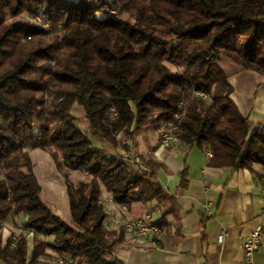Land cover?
Wrapping results in <instances>:
<instances>
[{"label":"trees","instance_id":"16d2710c","mask_svg":"<svg viewBox=\"0 0 264 264\" xmlns=\"http://www.w3.org/2000/svg\"><path fill=\"white\" fill-rule=\"evenodd\" d=\"M112 6L129 18L107 16ZM22 13L62 35L14 22ZM222 57L264 76V0H0V229L10 215L27 217L30 263L48 264L40 258L51 249L75 264H122L109 260L123 232H107L102 187L119 205L168 199L151 162L135 165L93 144L74 104L91 135L114 147L121 131L133 139L170 121L181 142L212 152L216 167L264 165V129L231 99ZM29 149L48 152L62 175L71 224L43 201ZM73 171L86 179L74 184ZM179 177L184 186L186 168ZM0 260L26 264V238L3 247L0 235Z\"/></svg>","mask_w":264,"mask_h":264},{"label":"crops","instance_id":"0c3cea01","mask_svg":"<svg viewBox=\"0 0 264 264\" xmlns=\"http://www.w3.org/2000/svg\"><path fill=\"white\" fill-rule=\"evenodd\" d=\"M229 81L233 87V102L240 113L251 120L253 129H264V77L237 69ZM150 142L146 151L139 152L153 165L156 181L167 192L168 199L164 202L151 200L131 205L113 202L109 205L106 219L108 233L118 235L123 232L122 240L114 246L109 260H118L122 264H242L244 239L258 225H263L264 229V165L253 164L250 169L238 171L216 167L210 163L209 151L189 147L179 139L170 149L161 151V157L157 158L154 152L159 147L158 133ZM97 143L94 144L96 147L106 149L111 155L123 154L105 141ZM131 144V148L141 150L136 142ZM184 168L186 184L183 186L179 175ZM85 179L81 172H72L73 183L78 184ZM106 192L102 187V196ZM43 201L56 215L71 224L67 195L62 205ZM209 203L212 204L211 214L206 210ZM156 207L161 209V213L155 215L160 226L158 235L141 244L134 234L123 230L122 221L138 218ZM26 220L24 214L9 217L2 246L7 244L10 231L24 236L29 261L34 248V234L25 229ZM223 230L227 234L220 244L218 237ZM49 253L53 257L47 263H52L56 255L51 251ZM255 264H264V237L262 248L255 255Z\"/></svg>","mask_w":264,"mask_h":264},{"label":"rangeland","instance_id":"374dc122","mask_svg":"<svg viewBox=\"0 0 264 264\" xmlns=\"http://www.w3.org/2000/svg\"><path fill=\"white\" fill-rule=\"evenodd\" d=\"M106 10H107V13H106L107 16L115 17L119 20H124V21H126L129 18L127 14L121 12V10H120V8H118V6L108 7ZM99 17L102 18L103 15H99ZM13 21L16 23H19V22L31 23V24L37 26L39 29H41L44 32L43 36H45V37L52 38L55 35L61 36L63 33L61 31V29L59 28L60 26H58V28H59L58 33H56L55 31H52V27L50 26V24L47 21H45L40 15H30L27 13H22ZM30 39H32V36L27 37V40H30ZM219 66L223 70V72L226 74V76L228 77V81H229L230 76L234 75V70H237V69H239V70L241 69V71H251V72H254V73L260 75L261 77H264L263 75H261L258 72L248 70V69H244L243 67L237 65L236 63H234L232 60H230L227 57H222L221 61L219 62ZM169 67L173 71L178 72V70L174 66L169 65ZM229 83H230V81H229ZM232 93H233V91H232ZM232 93H231V99H232ZM200 96L203 97V100L210 101V95L209 94L203 93ZM71 112L77 118V123H78L79 127L89 137L91 136L93 138V141H92L93 144H95V145L98 144L97 141H105L107 143V145H109V146L111 145L108 141L102 140L99 137H93L91 135L90 124L85 118L84 111H83L82 107H80L77 104H74ZM156 133H158V138L160 139V127L157 128L156 126H153V125L144 126L138 132L135 133L133 141H130L129 140L130 138H128L126 136V133L124 131H121L117 135V138H116L117 143H116L115 148L123 151V153H130L132 155H139L142 160L143 159L145 160V156L141 153H143L144 151H146L149 148V145L147 143L151 144L150 141H151V139H154V137L156 136ZM133 142H136V144L140 146L141 150H136L134 147L131 148V145H132L131 143H133ZM33 150H35V149H29L28 150L31 161H32V171H33V174L35 175V177L38 181V184L41 187V195H42L43 199L46 200L47 202H53L54 201L58 205H62L66 201V189H65L66 187L64 185V179H63L62 175L57 170L56 165H55L53 159L51 158V156L48 152L43 151L41 149H37V150H40L37 152H35ZM36 153H39V155L37 156ZM122 155L123 154L114 155V156L122 158ZM70 179L72 181V172L70 174ZM101 200H102V203L105 206L106 212H107L108 211V202L105 200L104 195L103 196L101 195ZM19 215H23V214H19ZM11 216H18V215H10L9 217H11ZM9 217L7 218V220L9 219ZM7 220L1 224V229H0L1 243L3 242V233L5 232V230L7 228L6 227L7 226L6 225ZM69 222L72 223V220L69 219ZM107 232H108V230H107ZM17 235L18 234H16L14 231H10L9 232V238L7 239V243H9V241H10V244L12 246V244L15 243L20 237ZM49 239L50 238H48L47 240H49ZM50 251L53 252L54 256L56 255V257H57V254L53 250L47 249L45 252L46 257L41 256L40 261L48 262V260L50 258H47V256L53 257L49 253Z\"/></svg>","mask_w":264,"mask_h":264},{"label":"built area","instance_id":"2783aa9c","mask_svg":"<svg viewBox=\"0 0 264 264\" xmlns=\"http://www.w3.org/2000/svg\"><path fill=\"white\" fill-rule=\"evenodd\" d=\"M181 132V129L178 125L173 122H164L160 126V139L159 147L154 152V156L160 158V152L170 149L175 141L178 140V133ZM207 155L209 158L213 157L212 152H208ZM123 161L132 162L135 165L146 167L143 160L139 155H132L130 153H123ZM262 196L264 199V174L262 178ZM105 200L108 202V207L111 203L114 202L112 194L107 192L104 195ZM212 204L209 203L206 206L208 214L212 213ZM161 213V209L156 207L154 210L145 213L144 215L134 218L127 219L121 222L123 230L127 233H132L137 237V242L143 244L145 241L154 235H158L160 232V227L158 225V220L155 218V215ZM263 217H264V207H263ZM226 231L223 230L218 237L220 244L223 243L226 236ZM264 237L263 225H258L243 241L242 250H243V263L242 264H255V255L261 250ZM12 247H15V243L12 244ZM140 250L143 251V248L140 247ZM0 264H9L7 262H1ZM26 264H32L27 261ZM49 264H75L74 260L69 257H60L57 256L52 263Z\"/></svg>","mask_w":264,"mask_h":264}]
</instances>
